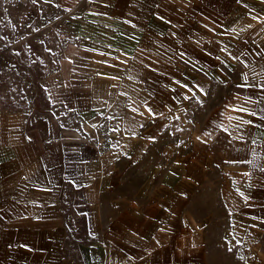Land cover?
<instances>
[{"label":"crops","instance_id":"crops-1","mask_svg":"<svg viewBox=\"0 0 264 264\" xmlns=\"http://www.w3.org/2000/svg\"><path fill=\"white\" fill-rule=\"evenodd\" d=\"M263 1L64 11L45 103L0 108V264H264Z\"/></svg>","mask_w":264,"mask_h":264},{"label":"rangeland","instance_id":"rangeland-1","mask_svg":"<svg viewBox=\"0 0 264 264\" xmlns=\"http://www.w3.org/2000/svg\"><path fill=\"white\" fill-rule=\"evenodd\" d=\"M252 1L245 0L243 7ZM76 2L0 0V108L29 101L32 94L45 103L41 78L63 59L64 39L58 34L57 20ZM249 16L256 18L252 30L257 43L264 44V1L256 2ZM237 17L233 15L229 25L238 23Z\"/></svg>","mask_w":264,"mask_h":264},{"label":"snow or ice","instance_id":"snow-or-ice-1","mask_svg":"<svg viewBox=\"0 0 264 264\" xmlns=\"http://www.w3.org/2000/svg\"><path fill=\"white\" fill-rule=\"evenodd\" d=\"M246 123H251L250 121H246ZM114 130H116V129H114Z\"/></svg>","mask_w":264,"mask_h":264}]
</instances>
